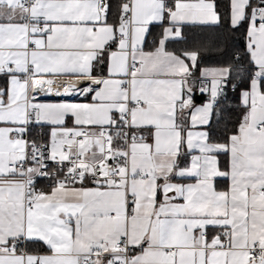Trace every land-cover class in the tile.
Instances as JSON below:
<instances>
[{
  "label": "snow or ice",
  "instance_id": "obj_1",
  "mask_svg": "<svg viewBox=\"0 0 264 264\" xmlns=\"http://www.w3.org/2000/svg\"><path fill=\"white\" fill-rule=\"evenodd\" d=\"M0 264H264V0H0Z\"/></svg>",
  "mask_w": 264,
  "mask_h": 264
},
{
  "label": "crops",
  "instance_id": "obj_2",
  "mask_svg": "<svg viewBox=\"0 0 264 264\" xmlns=\"http://www.w3.org/2000/svg\"><path fill=\"white\" fill-rule=\"evenodd\" d=\"M202 99V98H201ZM200 102V100L199 101H197V103H199Z\"/></svg>",
  "mask_w": 264,
  "mask_h": 264
},
{
  "label": "water",
  "instance_id": "obj_3",
  "mask_svg": "<svg viewBox=\"0 0 264 264\" xmlns=\"http://www.w3.org/2000/svg\"><path fill=\"white\" fill-rule=\"evenodd\" d=\"M197 101H199V100H197Z\"/></svg>",
  "mask_w": 264,
  "mask_h": 264
}]
</instances>
